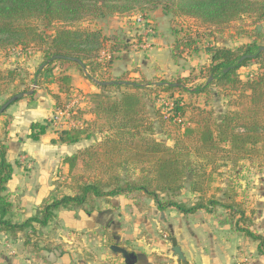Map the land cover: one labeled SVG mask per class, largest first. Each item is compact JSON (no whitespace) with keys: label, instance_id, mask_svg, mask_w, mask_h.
Returning a JSON list of instances; mask_svg holds the SVG:
<instances>
[{"label":"trees","instance_id":"16d2710c","mask_svg":"<svg viewBox=\"0 0 264 264\" xmlns=\"http://www.w3.org/2000/svg\"><path fill=\"white\" fill-rule=\"evenodd\" d=\"M158 10L174 17L191 18L216 29L245 16L256 23L264 22V0H0V52L18 47L25 50L37 45L52 64L61 68L58 77L60 94L71 91L73 78L68 73L71 68L83 71L84 77L99 90L86 96L94 119L86 122L83 128L58 131V138L52 143L74 145L102 136L101 141L62 161L68 166V172L57 187L62 191L67 189L69 194H53L34 216L22 222L14 221V202L7 189L14 166L7 160L8 145L2 144L0 231L14 240L20 233L30 231L34 235L37 229L55 223L62 209L84 210L91 214L100 209V201L110 202L114 197L123 196L140 209L148 200H153L160 212L175 210L183 215L202 210L214 213L221 208L226 213L222 222L257 243L258 252L264 256V235L253 230L256 211L247 210L234 184L219 190L223 192L221 200L204 198L214 175L222 168L231 164L237 166L245 160L264 166V52L260 51L264 46L253 41L235 49L208 48L210 65L207 71L213 82L194 90L183 84L189 79L158 86L123 79L97 80V74H107L118 59L115 53L121 51L120 44L112 42L110 51L106 52L107 38L102 30H91L78 24L89 19ZM39 25L43 30H39ZM194 43L190 36L178 37L174 48H191ZM57 56L79 59L85 70L69 59L53 60ZM251 64L257 66V72L245 81L240 70ZM16 76L17 70L4 72L0 69V94ZM97 81L114 84L103 86ZM39 83L36 80V84ZM213 85L223 93L237 94L229 102L235 110L218 117L213 110L176 100L167 114L156 111L166 140L156 137L149 104L151 95L159 96L164 92H177L181 96L183 93L209 94V87ZM122 88L134 92H123L120 97L108 94L111 89ZM60 94L54 96L56 109L62 105ZM49 126V120L32 124L28 139L39 141ZM188 182L190 191L200 196L193 205L176 200Z\"/></svg>","mask_w":264,"mask_h":264},{"label":"rangeland","instance_id":"374dc122","mask_svg":"<svg viewBox=\"0 0 264 264\" xmlns=\"http://www.w3.org/2000/svg\"><path fill=\"white\" fill-rule=\"evenodd\" d=\"M124 25L129 28V30H123L122 27L124 28ZM78 26L91 30H102L107 38L106 52L110 51L113 45L112 42L120 44V60H122V52H129V55L132 56L131 67H129L130 70H126L122 60L121 63L118 64L119 68L113 67L111 73L108 72L105 74V72H99L97 74V80L123 79L126 82L141 83L145 86H147V84L158 86V84H168L179 80V82H183L182 80L189 79L187 83L183 82V84H186V88L194 90V88L198 86L201 88L205 87L213 82L212 77L207 71L210 65V55L207 52L208 48L235 49L238 46L250 44L253 41L258 45L264 46V22L256 23V21L248 16L226 27L216 29L205 27L199 21L191 18L174 17L173 15L164 14L162 10H158L151 13L134 12L122 16L114 15L99 19H89L80 22ZM38 28L39 30H43L42 25H39ZM49 32V34H53L52 31ZM183 36H190L195 42L194 46L191 48L185 46L182 47V49L176 50L174 44L178 37ZM148 45L150 47L146 50L145 48ZM15 49H17V51L9 49L0 52V69L4 72L8 70H17L15 80L8 82L9 87H7L4 93L0 94V108L12 96L25 93L28 97L31 91L34 93L37 92L39 86L45 88L49 93H52V88H56V86L58 89V75L60 74L61 68L57 64H52V60L45 57L39 46H31L25 50L22 47ZM18 49H22L23 51H19ZM151 58L154 60L150 61L149 66H147V75H143L142 71H140L139 75L132 74L134 71L139 72L140 68L144 69L143 65H140V63H143L145 60H150ZM139 65L141 67H138ZM39 71L41 72L40 74L38 73ZM68 71L76 75V83L93 85L90 80L84 77L83 71L76 68H71ZM256 72L257 66L251 64L249 67L241 69L240 75L242 79L246 81ZM45 78L48 79V81H45ZM49 78H51V80H49ZM36 80L40 82L38 85H35ZM209 90L211 93L201 95L183 93L181 96L177 92H164L159 96L151 95L149 97V104L156 126V137L159 140H166L160 130L156 111L161 110V112L167 114L176 100L192 102L195 105L198 104L201 108L213 110L218 117H221L229 110L236 109L229 105L230 100L237 95L236 93H223L214 85L210 86ZM96 92H99V90ZM123 92L134 91L127 88L111 89L108 94L113 97H120ZM74 98L70 97L68 100L65 99L58 109H67L69 104L72 105L71 101L74 100ZM78 102H75L73 107H71V117H68L69 119L64 118L63 125L60 126V128H66L65 130H68L70 125L83 128L86 122L94 119V115L90 112L88 99L83 102ZM91 115H93V117ZM188 116L189 115H187V117ZM54 117L56 118V116ZM12 118L10 114L4 115L3 113L0 115V146L2 144L7 145L10 141V134L12 132L10 125L12 124ZM101 138V135H97L96 139L84 142V146H90L96 141L99 142ZM15 140L16 138H14V141ZM13 155L14 157H12V159L16 158V152H14ZM22 156L24 157V154H22ZM23 162L24 165L20 164V166H25V168H28V166L33 163L30 158L23 159ZM16 164L19 165V161ZM25 170L30 171L27 169ZM213 178L214 181L211 184V188L207 191L204 198L206 200L210 198L221 200L223 198V192L219 190H225L230 183L234 184L240 192V198L244 200L247 210L252 209L256 211L255 218H257V225L261 229H264V166L253 165L248 160H245L239 162L237 166L231 164L228 167L222 168ZM199 199V194H194L190 191V182L185 185L184 190L176 198V200L186 202L189 205L195 204ZM18 207L19 206H16V203H14V221L22 222V215H20V208ZM219 210L222 211L221 216H226L225 211L221 208L216 209V214H218ZM56 222L52 224H56ZM41 230H37V233L34 235H32L30 231L20 233L16 240L9 234L0 231V258L5 254H12L14 256V251L15 253L16 251L20 253L21 249L24 247L27 249L24 250V264H32V262L28 263L27 260L33 261V259L37 260L38 264H51L46 256L43 255V252L49 251L47 249L50 246L54 248V244L61 243L60 240L62 239L60 238V240H57V237L51 238V236L47 235L45 232L39 235L38 233ZM4 235H8V237L6 238ZM27 236L29 237L27 238ZM26 239H29L28 243L25 242ZM19 240H21V243L18 242ZM48 241H51V243L47 244ZM62 244L65 243L62 242ZM87 245L86 252L88 255L86 256H91L95 260L94 254L98 255L100 248L97 247L96 242H90ZM71 249L75 250L78 249V247H71ZM56 251L57 253H54L58 256L60 252L59 250ZM94 260L92 261L94 262ZM33 263H35V261H33Z\"/></svg>","mask_w":264,"mask_h":264},{"label":"crops","instance_id":"0c3cea01","mask_svg":"<svg viewBox=\"0 0 264 264\" xmlns=\"http://www.w3.org/2000/svg\"><path fill=\"white\" fill-rule=\"evenodd\" d=\"M122 29L129 30L125 25ZM149 47L148 45L145 49L148 50ZM115 54L119 55L118 59L108 72L111 73L113 67L119 68L118 64L122 60L126 70H130L132 56L129 52H122V60L121 52ZM152 60L154 59L140 63L144 69L140 68L139 72L134 71L132 74L139 75L142 71L143 75H147V66ZM140 65L138 67H141ZM68 73L73 78L69 93L60 94L57 86L52 88L54 92L49 93L39 86L32 99L29 95L11 105L8 112L6 111V115L13 117L10 141L7 143V160L14 166V175L7 189L11 200L20 208L21 221L34 216L42 203L53 194H69L67 189L62 192L57 187L68 172V166H64L62 161L89 146H84V142L88 141L74 145L52 143L53 139L58 138L57 132L66 129L54 123L58 109L55 108L53 95L60 94L63 103L65 99L68 100L77 93L87 96L98 91L94 85L76 83V75ZM46 80L48 81L45 78ZM46 120H49L50 124L46 134L37 142L28 139L31 125ZM14 152L17 156L12 159ZM25 158H30L33 162L28 168L20 166L24 165ZM18 161L19 165L16 164ZM99 208L91 214L84 210L62 209L58 212L56 224L42 230L37 229L41 230L39 235L45 232L51 238L62 239L61 243L54 244V248L50 246L52 250L48 247L49 251L43 252L51 264H129L122 255L112 252L113 245L134 253L137 257L135 264H264V256L258 252L257 243L245 238L230 225L224 224L222 221L225 215L221 216L220 210L218 214L199 211L193 215H183L175 210L160 212L153 200H148L140 209L132 200L123 196L114 197L110 202L102 200L99 202ZM255 217L253 230L264 235V229L257 225ZM172 237L177 239L184 261L172 253ZM18 242L21 243V240ZM90 242H96L100 248L98 255L94 254L95 260L86 256V247ZM49 243L51 241L47 242ZM71 247L78 249L72 250ZM24 250L27 249L23 247L20 253L14 251V256H1L0 264H24ZM56 250L60 252L58 256L54 253H57ZM91 254L93 255L92 252ZM33 261L27 260L28 263L38 264L37 260Z\"/></svg>","mask_w":264,"mask_h":264},{"label":"water","instance_id":"95a60500","mask_svg":"<svg viewBox=\"0 0 264 264\" xmlns=\"http://www.w3.org/2000/svg\"><path fill=\"white\" fill-rule=\"evenodd\" d=\"M261 52H264V47H262L260 49ZM249 57H253V56H249ZM69 59V60H72L74 62H77L78 64L81 65V67L85 70V65L83 64L82 61H80L79 59H72V58H67V57H54L53 60L55 59ZM98 84H101L103 86H106V85H112L114 84L113 82H100V81H97ZM122 84H126L125 82H122ZM36 85V83H35ZM33 91H31L29 93V95H33ZM25 97H27V95L25 93H19L13 97H11L7 102H5V104L0 108V115L5 113L9 107L19 101V100H22L24 99ZM170 242H171V245H172V253L175 255V256H178L179 260L181 261H184L185 258H184V255H183V252L181 250V248L179 247L178 245V242H177V239L175 237H172L170 239ZM111 250L112 252H114L115 254H120L123 256L124 260L129 263V264H135L136 263V260H137V257L134 253L132 252H129L128 250H126L125 248H121L119 246H116V245H113L111 246Z\"/></svg>","mask_w":264,"mask_h":264},{"label":"built area","instance_id":"2783aa9c","mask_svg":"<svg viewBox=\"0 0 264 264\" xmlns=\"http://www.w3.org/2000/svg\"><path fill=\"white\" fill-rule=\"evenodd\" d=\"M14 51H17V49H13ZM19 51H23L22 49H18ZM75 97V98H74ZM74 100H72V105L69 104V106L67 107V109H58V116L54 119V123L57 126H62L63 125V119H69L71 117L70 115V109L71 107H73V105L75 104V102H80V101H85L86 96L84 94L81 93H77L75 96H73ZM78 102V103H79ZM69 117V118H68ZM78 128V127H74L72 125H70V128L68 130H71L73 128Z\"/></svg>","mask_w":264,"mask_h":264}]
</instances>
